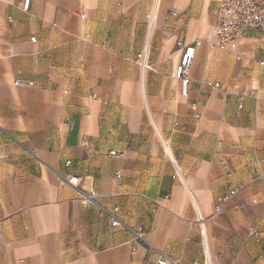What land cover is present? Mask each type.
Masks as SVG:
<instances>
[{
    "label": "crops",
    "instance_id": "crops-1",
    "mask_svg": "<svg viewBox=\"0 0 264 264\" xmlns=\"http://www.w3.org/2000/svg\"><path fill=\"white\" fill-rule=\"evenodd\" d=\"M219 1L0 0V264H264V41L210 43Z\"/></svg>",
    "mask_w": 264,
    "mask_h": 264
},
{
    "label": "built area",
    "instance_id": "built-area-1",
    "mask_svg": "<svg viewBox=\"0 0 264 264\" xmlns=\"http://www.w3.org/2000/svg\"><path fill=\"white\" fill-rule=\"evenodd\" d=\"M31 0H24L23 8L28 9L30 6ZM157 1V0H156ZM155 10V9H154ZM154 12L150 16V26H153L154 23ZM80 15L81 18H86V13L84 11L76 12ZM176 10H171L169 15H177ZM257 29L260 32L261 39L264 41V5L258 0H220L218 11H217V20L215 24V29L208 37L210 43L220 46H226L228 44L236 43L243 39L247 33L252 30ZM32 40H36V37H31ZM201 42V39H196L194 43L185 44L183 43V51L180 57L179 62L175 67V77L180 81V90L184 96H188L190 92V72L194 63L196 47ZM149 49L145 47L141 52L137 53V62L143 70L150 68L149 59H148ZM262 63H264L262 61ZM17 85L30 86L31 83L17 80L15 82ZM213 87L219 88L220 84L217 82H209ZM193 109L197 111V105L193 106ZM198 116V113H196ZM166 148V143L163 141ZM167 153L170 155L166 148ZM111 154H117L115 150L110 151ZM70 160L66 161V164L69 165ZM117 178H121V171H117ZM69 185L77 189L80 193L81 201L86 205L95 204L99 207L101 213L108 215L112 218L113 225H123L122 221L116 215L115 209L111 210L103 206L98 201V195L92 191H87L80 186L81 177L78 175H71L66 178ZM237 192L236 188H233L230 191V195L224 199L232 197ZM198 221L201 225L205 224V217L199 216ZM135 236L146 240L144 231L142 229L134 230ZM250 237L254 238L256 241H260L261 231L259 227L253 226L249 230ZM264 257V254H263ZM157 264H180V262L171 255L166 253H161L160 257L157 260ZM203 264H214L210 255L208 254L207 248H205V260Z\"/></svg>",
    "mask_w": 264,
    "mask_h": 264
}]
</instances>
